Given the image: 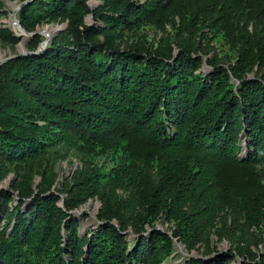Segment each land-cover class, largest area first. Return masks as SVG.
I'll use <instances>...</instances> for the list:
<instances>
[{
	"label": "trees",
	"instance_id": "1",
	"mask_svg": "<svg viewBox=\"0 0 264 264\" xmlns=\"http://www.w3.org/2000/svg\"><path fill=\"white\" fill-rule=\"evenodd\" d=\"M99 1L94 10L87 0H30L19 8L26 30L56 18L68 25L38 52L0 63V159L36 162L50 150L111 149L118 163L105 183L115 191L130 176L139 210L126 214L97 172L76 177L60 205L50 191L53 166L41 165L35 188L18 185L16 204L0 191V264H161L174 239L191 251L203 238L202 254L213 256L184 264H229L236 256L239 264H264L248 245L230 241L216 254L203 237L232 211L258 230L255 243L264 246V78L248 75L264 66V0ZM88 14L100 24L87 25ZM176 20L189 34L199 27L220 32L235 49L233 63L224 68L209 58L203 73L192 44L181 43L174 56L170 47L119 48L115 40L123 29L146 22L165 30ZM0 35L19 40L9 29ZM41 40L33 38L30 50ZM6 174L0 166V179ZM94 196L100 223L81 234L70 211ZM157 217L173 230H148ZM128 223L138 236L133 242L123 232Z\"/></svg>",
	"mask_w": 264,
	"mask_h": 264
},
{
	"label": "rangeland",
	"instance_id": "2",
	"mask_svg": "<svg viewBox=\"0 0 264 264\" xmlns=\"http://www.w3.org/2000/svg\"><path fill=\"white\" fill-rule=\"evenodd\" d=\"M22 1L0 0V33L4 32V29L12 30L20 40L18 31L22 29L26 35L23 48H21V40L20 42L18 40L15 43H10L1 38L0 35V55H3L2 58L19 52L31 51L30 41L36 36H41L42 38L37 48L45 40L47 45L49 40L58 31L67 28V19L56 18L50 22L39 24L34 31L26 30L21 25L19 26L21 27L20 29L18 27L20 22L17 16L19 9L14 10V7ZM87 3L93 10L101 8V2L99 0H87ZM14 13L15 18L13 17ZM85 23L87 25L100 24L99 21L92 17V14L85 16ZM179 23V20H176L175 24L168 23L165 25V30H161L145 22L129 30L123 29L120 33H117L115 40L119 48H126L130 44H134L141 49L148 48L149 50H153L158 46L170 47L172 48L174 56L178 55L181 43L192 44L197 48V51H194L193 55H199L203 60L202 67L200 68L203 73H207L210 70L211 66L207 63L209 58H212L214 62L222 65L224 68H228L229 64L233 63L235 49L231 47L220 32H214L207 27H202L199 30V27L196 31L189 34L187 31L179 30ZM48 27L54 32L49 38H45L40 30ZM99 38L102 40V34L99 35ZM248 75L263 79L264 66L261 68L255 67ZM244 141L243 139L241 143L243 144ZM118 155V153L113 152L111 149L98 147L95 149L81 148L78 151L75 149H61L56 152L50 150L36 162L20 161L19 163H8L2 162L0 159V166H3L7 170V174L0 179V191L5 190L6 193L13 197L12 204H16L20 198L18 185L25 181L27 183L30 182L31 186L35 188L41 178L39 172L41 169L39 170V168H41V165L43 166L49 163V165L53 166L55 172L54 182L50 187V191L60 196L61 199L58 201L60 204L62 203V199L67 196V189L76 177L84 174H92L91 177L95 178L93 173L97 172L96 178H98L102 189L106 193H112L111 197L115 198L116 203L117 201L125 203L126 214H136L137 210H139V204L133 200L132 196L136 186L134 180L128 176L125 181H119V184H116L115 191H111L109 189V183H105L107 173L117 166ZM113 202L115 203V201ZM30 204L31 200L26 199L24 207L27 208ZM100 206V198L94 196L70 211V214L80 221L79 231L81 234L90 229L97 228L100 222L96 217V213ZM113 222L117 227H120L116 221L113 220ZM150 225L166 230L169 233L173 230L171 222L163 217H157L151 223L145 224V227L149 230L151 229ZM123 232L130 242L135 241L136 237H138L131 223H128ZM218 232L221 233L220 236L217 234ZM258 235V230L253 226H247L242 216L232 211H226L216 218L215 224L207 229L203 237H207L210 246L215 245L216 248L214 251L216 254L226 252L232 246V243H238L248 245L259 258L264 256V246L260 242L255 243ZM205 243V238H203L198 242L195 249L188 251L184 244L174 239L173 252L161 264H184L186 259L191 256H213L212 253L214 252L209 255L202 254L205 252ZM241 260L242 258L236 256L229 264H239Z\"/></svg>",
	"mask_w": 264,
	"mask_h": 264
},
{
	"label": "water",
	"instance_id": "3",
	"mask_svg": "<svg viewBox=\"0 0 264 264\" xmlns=\"http://www.w3.org/2000/svg\"><path fill=\"white\" fill-rule=\"evenodd\" d=\"M28 1H30V0H23L20 4H18V5L16 6V9H15V10H18V9L21 7L22 4L27 3ZM18 26H20V24H19ZM20 28H21V27H20ZM60 29H61V28H60ZM45 46H46V40L43 41V42L40 44V46H39L35 51L19 52V53H17V54H14V55H10V56H7V57H4V58H1L0 63L4 62L5 60H7V59H9V58H11V57H13V56H20V55H23V54H26V53H36V52H38L39 50L43 49ZM59 204H60V203H59ZM62 204H63V199H62V203H61L60 205H62Z\"/></svg>",
	"mask_w": 264,
	"mask_h": 264
},
{
	"label": "bare ground",
	"instance_id": "4",
	"mask_svg": "<svg viewBox=\"0 0 264 264\" xmlns=\"http://www.w3.org/2000/svg\"><path fill=\"white\" fill-rule=\"evenodd\" d=\"M16 9V7H14V10ZM13 17L15 18V13L13 14ZM19 27V26H18ZM20 28V27H19ZM21 29V28H20ZM40 32L43 34V36H45V38H49L50 35L54 32L53 30H51L49 27L48 28H44L41 29ZM23 33V34H21ZM18 36L21 38V48H23V43H24V39L26 37V35L24 34L23 30H19L18 31ZM3 57V55H0V60Z\"/></svg>",
	"mask_w": 264,
	"mask_h": 264
}]
</instances>
